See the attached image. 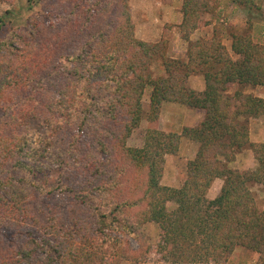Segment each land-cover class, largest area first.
<instances>
[{
  "label": "trees",
  "instance_id": "trees-1",
  "mask_svg": "<svg viewBox=\"0 0 264 264\" xmlns=\"http://www.w3.org/2000/svg\"><path fill=\"white\" fill-rule=\"evenodd\" d=\"M64 1L74 4L59 16L62 28L49 32L36 24L0 41V104L26 87V99L34 101L33 84L58 79L55 95L44 105L46 118L53 133L71 135L67 148L56 152L55 139L36 143L16 131L32 117L31 107L0 117V224L24 212L44 231L39 240L28 235L14 243V236L0 230V264H117L130 249L112 233L125 232L143 243L144 222L158 225L157 251L169 264H223L236 247L257 253L264 263V209L251 190L259 184L264 192V142L248 138V119L264 114V97L241 89L264 87V45L237 29L228 34L229 50L215 33L193 40L216 0H180L186 59L166 58L162 42L135 37L128 0ZM4 25L0 15V34ZM156 57L163 60V76L150 72ZM192 74L203 77L202 91L187 85ZM147 87L148 129L143 145L130 147L126 139L142 120ZM164 102L200 109L203 118L179 133L160 130L156 123ZM182 138L198 144L186 163V178L179 187L162 185L164 156L176 154ZM245 147L253 150L256 166L229 167ZM66 160L87 184L75 190L59 180L57 189L96 206L95 226L72 217L73 232L53 218L40 225L25 206L29 191L49 193L36 175L63 167ZM217 178L222 185L209 198Z\"/></svg>",
  "mask_w": 264,
  "mask_h": 264
},
{
  "label": "rangeland",
  "instance_id": "rangeland-1",
  "mask_svg": "<svg viewBox=\"0 0 264 264\" xmlns=\"http://www.w3.org/2000/svg\"><path fill=\"white\" fill-rule=\"evenodd\" d=\"M92 1L88 0L87 3L90 5ZM73 4L64 0H0V15L5 21L4 30L0 34V41L7 36L10 37L11 32L23 34L28 27L31 28L36 24L43 26L49 32L53 28H62L65 23H63V20L59 16L66 14L70 8H73ZM181 6L180 0H128V8L131 21L134 25L135 37L149 43L162 42L166 58L186 59L188 43L182 38L179 31V24L182 18ZM214 8L213 11L202 15V22H206V24L199 26L194 31L191 35L193 40L198 37L208 38L215 33L221 37L222 43L229 50L231 40L228 34L237 29L239 30L238 32L248 31L254 42L264 45V0H216ZM112 19L114 20V18ZM80 37H76L75 40H79ZM162 61L161 57H156L152 61L150 72L153 77L164 75ZM63 65L67 67L68 62L65 61ZM194 76H198L199 79L203 80V77L199 74L190 75L191 78ZM56 80L58 79L49 78L48 80L38 81L33 84L35 88L33 92L36 89L37 92L34 95V101L31 102H28L26 99L29 87H26L27 89L23 92L7 96L0 104V117L6 120V115L9 112L16 113L19 110V106L20 110L22 106H25V108L31 107L33 109L31 112L32 117H28L25 126H18L16 131L30 134L36 143L40 139L53 138L56 140L54 151L58 152L67 148L71 135L66 130L53 133L48 125V118H46L48 112L45 106L50 98L55 95L54 86L57 82ZM193 84L195 88H192L189 82H187L190 88L199 91L196 87H200V81L199 83L193 82ZM236 88H238L237 85L232 86L230 92L232 93ZM241 89L255 96L264 97L263 86H243ZM149 93L150 88L147 87L142 99V120L126 139V144L130 147H141L143 145L149 124L147 118L149 112ZM177 104L163 103L161 105L156 123L160 130L179 133L183 127L182 125H188L193 122L192 116L186 114V106ZM193 110L197 112L196 109ZM160 117L162 118V122L160 121ZM248 130L250 142L256 144L264 142V114L249 118ZM194 151L196 152L197 148L195 149L192 144L189 146L186 139L182 138L177 153L166 154L164 156L160 183L171 187L172 185H177L176 187L181 186L186 178V163L194 157ZM67 157L65 155V158ZM255 166L254 152L247 147L238 153L233 162L229 163V167L237 168L241 171L252 170ZM35 179L40 180L44 191L49 193L29 191L25 206L31 210L30 213L37 218L40 225L46 224L53 218L59 225H63L73 232L74 228L72 227L73 222L71 218L78 217L77 219L82 218L84 221L90 222L91 225L95 226L93 211L96 206L92 202H76L71 194L57 189L59 187V180L63 185H68L75 188V190H83V187L87 184V177L77 170L73 161L66 160L63 167L56 168L53 165V167L48 168L44 173L36 175ZM221 185L222 179H215L207 192V196L209 198L215 197ZM51 190L55 192L51 193ZM251 190L254 193L257 207L264 209L262 186L253 184ZM174 207V203H168V208L172 209ZM74 213L76 215H73ZM23 215L24 212L19 213L15 219L14 217L11 218L12 221L7 220L0 224V230L9 237L10 235L14 236V243L25 240L28 238V235L33 236L37 240L43 237L44 231L41 228H37L38 226H36L31 217ZM139 229L143 234V243L136 241L125 232L112 233V235L117 234L122 243L127 242L130 249L127 257L116 258L117 264H169L163 255L157 251L156 244L160 234L158 225L154 222H144L139 225ZM121 254L124 253L121 252ZM223 264L264 263L259 260L257 253L242 247H236L228 261Z\"/></svg>",
  "mask_w": 264,
  "mask_h": 264
},
{
  "label": "crops",
  "instance_id": "crops-1",
  "mask_svg": "<svg viewBox=\"0 0 264 264\" xmlns=\"http://www.w3.org/2000/svg\"><path fill=\"white\" fill-rule=\"evenodd\" d=\"M199 81H200V87H196V88H198V90L199 91H202L203 89H204V81L202 80V79H199V77L198 76H194V77H190L189 78V85L192 87V88H195L193 85V82H198L199 83ZM164 103H171V105H175V104H177V103H172V102H164ZM163 104V103H162ZM177 105H179V104H177ZM187 110H186V114L188 115V116H192V118H193V122L191 123V124H186V125H182V126H189V127H192V126H196L201 120H202V118H203V115H204V113H203V111L202 110H200V109H196L197 110V112H194V110H193V108H187V107H185ZM184 118V117H183ZM160 121L162 122V118L160 117ZM186 142L189 144V146L192 144L193 146H194V148L196 149V148H198V144L196 143V142H193V141H189V140H186ZM196 152L194 151V154H195ZM195 156V155H194ZM190 158H192V157H190ZM177 185H172V187H176ZM214 197V196H213Z\"/></svg>",
  "mask_w": 264,
  "mask_h": 264
}]
</instances>
